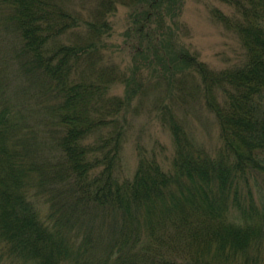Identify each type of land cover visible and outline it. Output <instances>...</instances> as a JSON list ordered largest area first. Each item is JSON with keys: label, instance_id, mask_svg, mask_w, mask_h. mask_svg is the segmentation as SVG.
I'll return each mask as SVG.
<instances>
[{"label": "trees", "instance_id": "1", "mask_svg": "<svg viewBox=\"0 0 264 264\" xmlns=\"http://www.w3.org/2000/svg\"><path fill=\"white\" fill-rule=\"evenodd\" d=\"M222 1L233 15H213L239 36L245 59L214 69L178 41L164 40L169 49L160 54L166 0H0V247L7 261L264 264V0ZM119 5L129 9V73L111 48ZM180 17L172 20L180 25ZM153 54L166 85L150 93L136 70L139 60L152 64ZM14 67L23 97L44 111L35 127L8 94ZM115 82L124 83L123 95L111 93ZM146 93L171 132L174 155L164 170L136 145L138 166L121 179L126 112L136 113ZM187 99L214 114L221 145L209 149L190 133L181 114ZM33 128L55 142L58 155L31 151Z\"/></svg>", "mask_w": 264, "mask_h": 264}, {"label": "rangeland", "instance_id": "2", "mask_svg": "<svg viewBox=\"0 0 264 264\" xmlns=\"http://www.w3.org/2000/svg\"><path fill=\"white\" fill-rule=\"evenodd\" d=\"M168 2L162 8L161 17H164L161 24L162 46L160 54L167 55L166 49H169L164 43V40L172 41L171 47L178 41L185 46H189L191 50L199 53L200 59L209 64L215 69L229 68L241 65L245 59V50L239 36L232 30L227 29L224 24L218 21L213 13L215 10L222 11L225 14L233 15V7L225 4L222 0H166ZM129 9L126 6L119 5L117 11L112 15L111 20L114 24V35L112 37L113 58L119 68L130 72L131 54L130 46H126L128 40L125 36L127 29V16ZM159 14V5L157 6ZM176 13H181L180 20L182 23L177 25L172 19ZM8 34V33H7ZM165 36V37H164ZM10 39H5V46H10ZM146 51V49H144ZM166 50V51H165ZM150 60L137 61V72L144 77L147 76L145 91L153 93L159 91L157 88L164 90L165 82L161 80L160 74L165 72L164 64L161 60L156 64L153 62L151 55ZM163 57V56H162ZM156 61V60H155ZM11 75L13 86L10 90L16 102L18 110L27 114L26 123L29 127H35L36 123L44 116V111L32 101L23 97L24 90L19 87L21 79L16 76L15 67L12 68ZM8 75V76H9ZM7 76V78H8ZM123 82H115L111 88V93L123 95L126 88ZM148 93L144 95L146 100L149 99ZM143 98V99H144ZM140 103L136 99L135 104ZM151 101H147L146 105L140 107V114L132 112V108L126 112V116L131 117V124L128 127V139L126 140L122 150L121 171L119 177L131 178L138 165V152L136 145H143L147 154L155 156L163 167L167 169L174 155V145L170 131L164 127L159 119V114L149 107ZM184 108H188V111ZM181 114L187 119L190 133L198 142L206 145L209 148L221 145L219 137V128L217 120L212 112L206 107L194 104L187 99ZM35 137L30 140L33 148V153L39 155H58L59 150L55 142L47 141L39 134L36 128H33ZM44 213L47 208H43ZM7 255H3V249L0 247V264H20L19 262L12 263Z\"/></svg>", "mask_w": 264, "mask_h": 264}]
</instances>
